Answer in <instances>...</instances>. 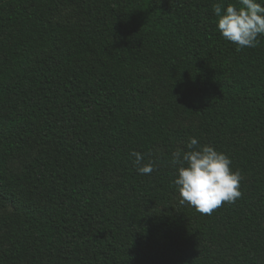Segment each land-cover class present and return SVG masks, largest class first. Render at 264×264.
<instances>
[{
	"label": "trees",
	"instance_id": "obj_1",
	"mask_svg": "<svg viewBox=\"0 0 264 264\" xmlns=\"http://www.w3.org/2000/svg\"><path fill=\"white\" fill-rule=\"evenodd\" d=\"M217 3L0 0V264H264L263 176L173 208L190 137L241 174L264 158V35L237 50Z\"/></svg>",
	"mask_w": 264,
	"mask_h": 264
},
{
	"label": "clouds",
	"instance_id": "obj_2",
	"mask_svg": "<svg viewBox=\"0 0 264 264\" xmlns=\"http://www.w3.org/2000/svg\"><path fill=\"white\" fill-rule=\"evenodd\" d=\"M217 29L224 39L236 45L237 50L255 48L258 37L264 35V0H238L213 6ZM187 150L172 153V163L179 165L174 180L180 202L187 203L202 214H211L222 203H234L241 195V172L233 170L232 160L223 151L211 145H201L190 137ZM134 163L141 174L153 171L152 163H143V155L133 152Z\"/></svg>",
	"mask_w": 264,
	"mask_h": 264
},
{
	"label": "rangeland",
	"instance_id": "obj_3",
	"mask_svg": "<svg viewBox=\"0 0 264 264\" xmlns=\"http://www.w3.org/2000/svg\"><path fill=\"white\" fill-rule=\"evenodd\" d=\"M55 20L57 22L64 23V24H70V25H72V24H74L76 22V19H74L72 17V15H70V10H64V11L60 12L55 17ZM155 99L161 101L162 100V93H159V95H157L155 97ZM195 123L196 122H194V121L179 120V126H182V127H187V126H189L191 124H195ZM262 139H264V133L262 135ZM10 168L14 172H18L19 173V172L22 171V163L17 161L15 163L11 164ZM241 175H242L243 179L246 180L248 183H252L256 177H259V176H263L264 177V158H262L259 162L256 163V165H254L251 173H249V174H241ZM180 200H181L180 197L176 198V201L173 204V208L174 209L180 207V205H181ZM160 210H163V208H160ZM11 212H12L11 210L2 211V212H0V217H4L6 215H9Z\"/></svg>",
	"mask_w": 264,
	"mask_h": 264
}]
</instances>
